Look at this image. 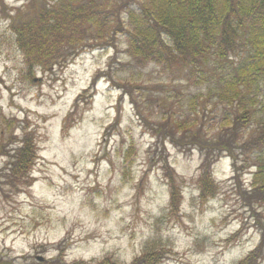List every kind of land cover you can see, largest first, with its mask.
I'll list each match as a JSON object with an SVG mask.
<instances>
[{"label": "rangeland", "instance_id": "rangeland-1", "mask_svg": "<svg viewBox=\"0 0 264 264\" xmlns=\"http://www.w3.org/2000/svg\"><path fill=\"white\" fill-rule=\"evenodd\" d=\"M115 1L132 0H98L113 12ZM36 2L0 0V263L50 264L61 254L68 264L106 255L129 264L155 236L159 264L244 258L260 242L255 220L264 222V206L252 205L255 216L239 192L250 187L253 155H240L236 171L223 154L212 168L218 194L204 201L196 184L201 152L165 126L169 117L170 126L189 119L185 125L201 140L216 138L221 108L206 100V86L153 64L134 66L119 34L112 45L88 40L27 77L9 16L28 13ZM253 126L241 131L242 140ZM29 134L37 159L14 176L11 155ZM167 173L181 193L176 213L168 208Z\"/></svg>", "mask_w": 264, "mask_h": 264}, {"label": "trees", "instance_id": "trees-1", "mask_svg": "<svg viewBox=\"0 0 264 264\" xmlns=\"http://www.w3.org/2000/svg\"><path fill=\"white\" fill-rule=\"evenodd\" d=\"M34 1L37 2L31 4L28 13L17 10L18 14L9 16L27 77L36 67L44 71L65 60L67 50L88 40L112 45L118 34L124 36L125 53L134 66L153 64L163 73L177 74L191 86H206V100L221 108L216 138L201 140L198 130L194 133L189 130L191 125H185L189 119L187 122L176 119L170 126L169 117L165 124L169 127L167 132L179 130L181 139L194 141L201 152L203 159L196 184L204 201L218 194L212 168L223 154L232 158L236 171L239 156L252 154L255 169L250 187L244 193L239 192L258 216L252 205L264 206V0H132L119 6L115 1L116 12L98 0H31V3ZM101 75L93 78L92 86ZM202 97L193 96L191 104ZM252 124L247 140H242L241 131ZM130 154L131 145L124 155L128 167L132 164ZM11 157L10 174L14 176L33 165L37 149L30 134L20 139ZM166 177L170 189L168 208L176 213L181 193L174 175L167 173ZM235 177L238 183V176ZM255 221L261 231L260 242L236 264L259 262L264 250V222ZM156 238L148 239L141 254L129 264L161 263L163 256L155 248ZM50 264L68 263L59 254ZM73 264L123 263L106 255L96 263Z\"/></svg>", "mask_w": 264, "mask_h": 264}]
</instances>
